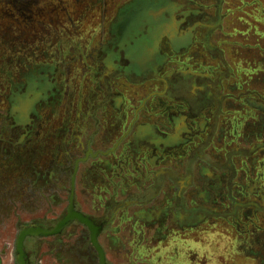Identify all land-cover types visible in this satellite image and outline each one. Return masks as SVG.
I'll return each mask as SVG.
<instances>
[{
  "label": "rangeland",
  "instance_id": "obj_1",
  "mask_svg": "<svg viewBox=\"0 0 264 264\" xmlns=\"http://www.w3.org/2000/svg\"><path fill=\"white\" fill-rule=\"evenodd\" d=\"M144 6L174 20L159 46L150 24L135 37L134 43L149 39L170 57L147 70L148 82L125 58L135 49L133 34L126 31V46L116 33L131 11ZM5 30L11 35L0 44L1 222L15 202L26 197L29 206L48 198L73 174L113 191L128 187L133 159L113 165L112 153L133 130L135 109L152 93L167 91L194 116L216 99L217 108L207 113L217 119V142L211 159L200 160L210 173L186 177L197 188L186 196L201 204L196 211L183 205L181 195L180 204L157 208L158 221L133 226V263L121 264H264V0H0V35ZM177 35L180 41H171ZM180 72H196L195 79ZM138 81L143 84L133 85ZM174 81L188 90H166ZM193 86H211L213 95L202 88L193 93ZM187 92L201 102L189 106ZM166 101L160 99L155 115ZM113 135L115 141H108ZM129 140L119 151L127 158L133 156ZM113 167V175H98ZM151 178L175 183L166 174L133 176ZM71 198L74 203L72 192ZM68 208L55 220L19 223L17 234L25 226L56 224ZM80 242L76 246L86 250L89 243ZM95 255L89 264H99Z\"/></svg>",
  "mask_w": 264,
  "mask_h": 264
},
{
  "label": "crops",
  "instance_id": "obj_2",
  "mask_svg": "<svg viewBox=\"0 0 264 264\" xmlns=\"http://www.w3.org/2000/svg\"><path fill=\"white\" fill-rule=\"evenodd\" d=\"M146 44L143 51L145 48L151 47L149 43ZM143 53L136 54L138 66L134 64V67L144 75L143 82H148L151 79L147 73L150 67L143 59ZM166 57L170 62V57ZM143 82H133V85H142ZM198 89V87L192 88L193 93L198 92ZM166 92L152 93L149 101L147 100L139 110L136 108V113L133 116V130L131 129L130 134L123 141L122 139L116 140V142L122 141V143L119 148L117 146L114 149L118 148L119 150L112 153L111 158L117 159L113 165L121 159H128V161L133 159V165L128 164L131 166L130 171L127 172L131 176L128 187L126 184H122L113 191V189L107 188L105 185H98L94 181L89 182L90 180L85 181V179L81 181L82 178L79 180V177L75 179V174H73L66 182L58 183L56 191H51L52 194L48 198L42 200L39 198L37 202L34 198L33 205L27 206V199L23 197L22 200L13 204L12 214L10 211L7 213V216L10 217H7L3 222L0 220V264H16L14 243L17 238L18 224L40 219L49 221L57 219L69 205L68 192H72L77 210L92 217L101 225L98 240L105 251L106 261L111 264L112 262L121 264L125 260L133 263L131 260L133 258V226L144 229L145 224L150 225V223L158 221L157 208H161L162 212L163 207H173L177 202L180 204L182 202L179 199L181 195L184 206L196 208L201 205L194 200L193 202L186 200L187 194L191 190L197 189L192 183V179L186 177L210 173L209 167L200 164V160L211 159V148L217 142V119L212 120V117L207 113L211 110L215 111L217 108L216 99H213L215 104L208 103L206 109H200L198 115L194 116L189 115V109L185 102L177 104L175 98L171 97L172 93ZM210 95L213 93L210 92ZM160 99L170 100L169 102L174 104L167 101L166 105L165 102L163 105L160 104L162 111L155 115L154 108L159 105ZM172 100L174 101L172 102ZM184 106L185 108H183ZM212 107H215L214 110ZM223 129L227 133V128ZM129 139H133V156L127 158V153L119 151L120 147L130 143ZM108 141H115L114 135ZM185 150L186 155L189 153L187 157L181 155L185 154ZM170 152L179 153V155H169ZM193 154L195 156H192ZM194 157L199 158L198 161L190 164L189 159L192 160ZM199 166L202 167L201 170L196 169ZM110 169L99 171L98 175H113L115 168ZM68 173L71 175L70 171ZM165 174L173 176L175 183L172 184L170 181L154 183L152 178L150 182H147L146 179L142 181L133 179V176L139 175L159 178ZM139 190L143 194L136 195ZM151 191H154L152 196H150ZM53 192L55 193L53 194ZM168 192L173 196L170 199L167 197ZM57 197L60 198V201ZM174 197L176 202H174ZM115 206L117 210L111 212L110 209L116 208ZM185 217L182 216V218ZM147 230L152 231V227H148ZM79 241L89 243L88 248L80 250L76 246ZM35 244H37L36 254H34L35 264H70L69 257L76 258V256L89 264L90 260H94L92 253L96 254L95 260L98 257V253L91 244L89 230L78 221L72 222L60 234L36 238Z\"/></svg>",
  "mask_w": 264,
  "mask_h": 264
},
{
  "label": "flooded vegetation",
  "instance_id": "obj_3",
  "mask_svg": "<svg viewBox=\"0 0 264 264\" xmlns=\"http://www.w3.org/2000/svg\"><path fill=\"white\" fill-rule=\"evenodd\" d=\"M161 9H162V7H161ZM153 13H154V10H152V8H150L148 6H146V7L145 6L144 7H140V8H138L137 11H131L130 14L127 15L120 22V24H118V26H117L118 29H117V32L116 33H117V35H118L119 40L121 41V43H123V42L126 43V46L129 44V41L130 40H128L126 38V35H127L126 34V31H130V34L131 35L133 34V43H134L135 40H136L135 39L136 35L139 34V32L141 31V29H140L141 26L142 25L150 24V25L154 26L155 30L157 29V34H159V35H158V38H156L157 39L156 42L158 43V46H159L162 43V41L166 39L162 35H165L166 31L169 30V28L170 29H173V26H174L173 25L174 24L173 21L174 20L173 19H170V17H165V16L163 17L162 15L154 16ZM160 36H162V37H160ZM183 37H185V36H183ZM177 38H178V41H180L181 38L178 35H177V37H175V36L172 37L171 36V41H172V39L175 40V41H177ZM146 43H149V46H151V47H147V49L145 48V50L143 51L144 47L147 46ZM157 43L155 45H153V41H151L149 39L148 40H140V41H138V43H134L133 45H135V49L132 52L127 53L125 55V58L127 59L128 63H129V66L130 67L132 66L133 69H135L134 64L136 66H138L137 65L138 64L137 63L138 62V59H136L135 56L139 52L140 53H143L144 52L143 53V55H144L143 56V59L146 61V63L150 67V68L148 67L149 69L147 68L149 70V72L151 70H153L157 66L158 63L161 64V61L163 59H164L163 61L166 62V60H167L166 59V56L167 55L166 54L163 55V53H161V51H159V47L157 48ZM152 45H153V48H152ZM163 56H164V58H163ZM160 72H161L160 70H157L156 71L157 74H160ZM180 73H182L180 75L181 77H188L189 75H190L189 77H192V75H194L196 72H189L190 73L189 75H187L188 73H186V72H180ZM192 78L195 79V77H192ZM178 79H181V78H178ZM163 81L166 82L165 79H163ZM172 86H173V88L169 87V88H166V90H169L171 92H174L176 90H179L180 88L181 89L188 90L187 87H183V88L180 87V81H178V82H175L174 81V83H172ZM181 86H185L184 83L181 82ZM194 87H196V86H193V88ZM198 88H202V92L201 93L206 92V93H208V96L211 97V95H210V92H211L210 90L212 88L211 86L208 87V88L205 87V86L198 87ZM188 94L190 95V98L188 97L186 99L189 100V101H187V103H188L189 106H193V105H196L197 102L198 103L201 102V99L199 101L197 100L198 98H195L194 99V96L195 95L193 96V93H188ZM209 98H208V100H209ZM194 101H197V102L195 103ZM97 224L100 225L99 223H97ZM89 234H90V231H89ZM36 238H38V237H28L26 239V241H25V251H26V254H27L26 260H27V263L28 264H35L34 254H36V250H37V244H35ZM14 256H15L16 264H18V262L16 260L15 248H14ZM108 264H110V263H108Z\"/></svg>",
  "mask_w": 264,
  "mask_h": 264
},
{
  "label": "water",
  "instance_id": "obj_4",
  "mask_svg": "<svg viewBox=\"0 0 264 264\" xmlns=\"http://www.w3.org/2000/svg\"><path fill=\"white\" fill-rule=\"evenodd\" d=\"M71 203L66 214L60 218L56 224L51 226L30 225L20 229L15 241V254L18 264H28L25 251V241L28 237H48L60 234L71 222L79 221L84 224L90 231V240L98 253L99 264H108L106 262L105 251L98 240V235L101 231V226L93 219L76 210L75 205L70 199Z\"/></svg>",
  "mask_w": 264,
  "mask_h": 264
},
{
  "label": "trees",
  "instance_id": "obj_5",
  "mask_svg": "<svg viewBox=\"0 0 264 264\" xmlns=\"http://www.w3.org/2000/svg\"><path fill=\"white\" fill-rule=\"evenodd\" d=\"M10 35L11 34H9L6 30L4 31V33L3 34H1L0 35V44H3L2 46H5L6 44H8L9 42H8V39L10 38ZM13 38H18V36H15L14 35V37ZM1 46V45H0ZM203 175V174H202ZM203 193V192H202ZM70 195H71V192H68V199H70ZM68 203H69V200H68ZM75 204V203H74ZM238 205V206H242L241 204V202H239L238 201V203H237V201H235L234 203H233V205ZM69 207V205L67 206V208ZM75 207H76V205H75ZM200 207V206H199ZM77 209V208H76ZM191 209V210H190ZM189 209V211L190 212H194V211H196L197 209H198V207H196V208H193V207H191ZM224 215H229V213H227V214H224ZM79 222V221H78ZM81 223V222H80Z\"/></svg>",
  "mask_w": 264,
  "mask_h": 264
}]
</instances>
